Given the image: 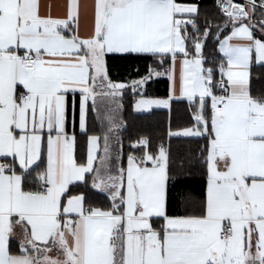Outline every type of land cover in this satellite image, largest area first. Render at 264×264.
Instances as JSON below:
<instances>
[{"label": "snow or ice", "instance_id": "snow-or-ice-1", "mask_svg": "<svg viewBox=\"0 0 264 264\" xmlns=\"http://www.w3.org/2000/svg\"><path fill=\"white\" fill-rule=\"evenodd\" d=\"M214 9L0 0V264H264V0Z\"/></svg>", "mask_w": 264, "mask_h": 264}, {"label": "trees", "instance_id": "trees-1", "mask_svg": "<svg viewBox=\"0 0 264 264\" xmlns=\"http://www.w3.org/2000/svg\"><path fill=\"white\" fill-rule=\"evenodd\" d=\"M195 2L202 5V11L209 14L214 13L215 0H195ZM206 54L211 59L216 52L213 45L209 43ZM124 71V70H119ZM126 74V72H125ZM253 87L257 90L264 88V68H254L253 71ZM166 89L165 82L150 84L148 91L153 96H161ZM134 97L131 93L125 97V109L123 112V119L127 123V129L123 132L125 138V145H127V138H135L137 135L159 133L160 129L164 127L167 121V113L164 110H153L151 113H136L134 111ZM195 149V144L185 140L173 141V152L177 159H183L186 167H191L195 170V161L189 160L192 151ZM191 184L198 185V178L196 176L191 180Z\"/></svg>", "mask_w": 264, "mask_h": 264}, {"label": "rangeland", "instance_id": "rangeland-1", "mask_svg": "<svg viewBox=\"0 0 264 264\" xmlns=\"http://www.w3.org/2000/svg\"><path fill=\"white\" fill-rule=\"evenodd\" d=\"M145 113H147V112H145Z\"/></svg>", "mask_w": 264, "mask_h": 264}, {"label": "crops", "instance_id": "crops-1", "mask_svg": "<svg viewBox=\"0 0 264 264\" xmlns=\"http://www.w3.org/2000/svg\"><path fill=\"white\" fill-rule=\"evenodd\" d=\"M137 113V112H136Z\"/></svg>", "mask_w": 264, "mask_h": 264}]
</instances>
